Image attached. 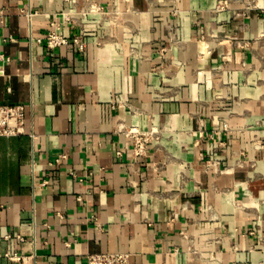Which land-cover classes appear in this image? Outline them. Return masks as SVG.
<instances>
[{
  "label": "crops",
  "instance_id": "obj_1",
  "mask_svg": "<svg viewBox=\"0 0 264 264\" xmlns=\"http://www.w3.org/2000/svg\"><path fill=\"white\" fill-rule=\"evenodd\" d=\"M52 29L84 50L36 42ZM17 103L0 264H264V0H0Z\"/></svg>",
  "mask_w": 264,
  "mask_h": 264
},
{
  "label": "built area",
  "instance_id": "obj_2",
  "mask_svg": "<svg viewBox=\"0 0 264 264\" xmlns=\"http://www.w3.org/2000/svg\"><path fill=\"white\" fill-rule=\"evenodd\" d=\"M37 43H45V45L54 49L60 46H73L78 51L85 48L84 42L79 36L68 38L60 34L57 30L52 29L41 37L35 38ZM25 128V105L17 104H0V136H13L24 133ZM133 131V130H131ZM132 134L135 155H141L145 150L149 141L148 133L130 132ZM212 137V135H211ZM67 155L60 153L54 162L59 163L65 159ZM74 175V174H73ZM79 181H82L79 178ZM46 181L39 183L40 186L46 185ZM10 259H21L17 255H13ZM86 264H129V254L127 252H95L86 256Z\"/></svg>",
  "mask_w": 264,
  "mask_h": 264
}]
</instances>
